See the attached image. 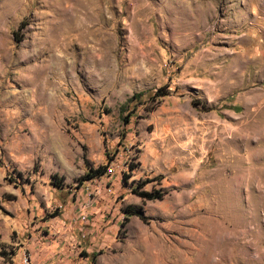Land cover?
I'll return each instance as SVG.
<instances>
[{
    "label": "rangeland",
    "instance_id": "rangeland-1",
    "mask_svg": "<svg viewBox=\"0 0 264 264\" xmlns=\"http://www.w3.org/2000/svg\"><path fill=\"white\" fill-rule=\"evenodd\" d=\"M27 257L264 264V0H0V264Z\"/></svg>",
    "mask_w": 264,
    "mask_h": 264
},
{
    "label": "trees",
    "instance_id": "trees-1",
    "mask_svg": "<svg viewBox=\"0 0 264 264\" xmlns=\"http://www.w3.org/2000/svg\"><path fill=\"white\" fill-rule=\"evenodd\" d=\"M142 96H143V94H139L136 97L134 96L133 99L135 101H140ZM106 167L107 166H102V167H99V168H97L95 170H90L89 173H86L84 178H82V181L85 182V181H90V180L102 177L106 173ZM56 186H57V184H56ZM136 191L137 190H134V193H137V195L140 196L143 199L152 200V199L161 197L160 193L153 194L152 192H146V191L136 192ZM130 215H138V214H136L134 212L127 211L126 212V219H128V217ZM93 258H94V255H93Z\"/></svg>",
    "mask_w": 264,
    "mask_h": 264
},
{
    "label": "bare ground",
    "instance_id": "bare-ground-1",
    "mask_svg": "<svg viewBox=\"0 0 264 264\" xmlns=\"http://www.w3.org/2000/svg\"><path fill=\"white\" fill-rule=\"evenodd\" d=\"M23 264H32L30 257L25 258Z\"/></svg>",
    "mask_w": 264,
    "mask_h": 264
}]
</instances>
